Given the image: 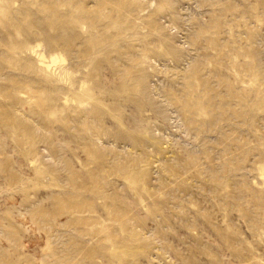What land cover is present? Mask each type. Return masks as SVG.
<instances>
[{
    "label": "rangeland",
    "instance_id": "1",
    "mask_svg": "<svg viewBox=\"0 0 264 264\" xmlns=\"http://www.w3.org/2000/svg\"><path fill=\"white\" fill-rule=\"evenodd\" d=\"M0 264H264V0H0Z\"/></svg>",
    "mask_w": 264,
    "mask_h": 264
},
{
    "label": "bare ground",
    "instance_id": "2",
    "mask_svg": "<svg viewBox=\"0 0 264 264\" xmlns=\"http://www.w3.org/2000/svg\"><path fill=\"white\" fill-rule=\"evenodd\" d=\"M52 61H55V59H53Z\"/></svg>",
    "mask_w": 264,
    "mask_h": 264
}]
</instances>
